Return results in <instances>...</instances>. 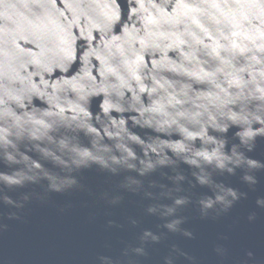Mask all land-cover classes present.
I'll list each match as a JSON object with an SVG mask.
<instances>
[{"label":"water","instance_id":"1","mask_svg":"<svg viewBox=\"0 0 264 264\" xmlns=\"http://www.w3.org/2000/svg\"><path fill=\"white\" fill-rule=\"evenodd\" d=\"M0 264H264V0H0Z\"/></svg>","mask_w":264,"mask_h":264}]
</instances>
